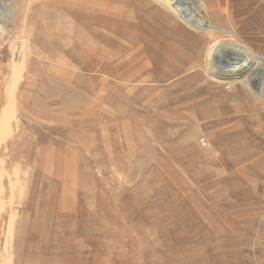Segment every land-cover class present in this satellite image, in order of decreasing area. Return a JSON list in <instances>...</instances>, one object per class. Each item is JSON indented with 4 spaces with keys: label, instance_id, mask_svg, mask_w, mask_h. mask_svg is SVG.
I'll return each instance as SVG.
<instances>
[{
    "label": "rangeland",
    "instance_id": "374dc122",
    "mask_svg": "<svg viewBox=\"0 0 264 264\" xmlns=\"http://www.w3.org/2000/svg\"><path fill=\"white\" fill-rule=\"evenodd\" d=\"M225 1L234 35L163 0H0V264H264V63L206 52L264 59V0Z\"/></svg>",
    "mask_w": 264,
    "mask_h": 264
},
{
    "label": "bare ground",
    "instance_id": "6f19581e",
    "mask_svg": "<svg viewBox=\"0 0 264 264\" xmlns=\"http://www.w3.org/2000/svg\"><path fill=\"white\" fill-rule=\"evenodd\" d=\"M199 1V3L197 2ZM172 10V14L176 15L183 23L184 25H187L190 29H193L198 34H208L210 36H214L215 34H231L234 35V32L229 31L226 29L227 21H231L230 24H233L234 29L238 27L234 22H236V14L233 12H229V9H231V6L233 5V2L231 1H225V0H163ZM197 2L196 6L195 3ZM259 4V3H258ZM257 6V5H256ZM258 7V6H257ZM261 8V7H260ZM198 9H200L204 16L208 18L209 22L213 23L214 25H208L207 22L205 23L198 14ZM233 9V8H232ZM248 9V8H247ZM257 9V8H256ZM259 9V8H258ZM253 12V11H252ZM171 14V15H172ZM241 18V17H240ZM164 19V18H163ZM256 19V18H255ZM169 20V19H168ZM235 20V21H234ZM170 21V20H169ZM207 21V20H206ZM234 21V22H233ZM258 21V20H257ZM173 26V25H172ZM180 27V26H178ZM182 29V26L180 27ZM247 29V28H246ZM172 30V29H171ZM187 30V29H186ZM165 31V30H164ZM178 31V30H177ZM183 31V30H182ZM180 31V32H182ZM238 31V28L237 30ZM174 32V31H173ZM179 34V32H178ZM182 34V33H181ZM236 34V33H235ZM184 35L185 31H184ZM165 36V35H164ZM180 36V35H179ZM178 36V37H179ZM167 37V36H166ZM196 37V35H195ZM204 37V36H202ZM173 38V37H172ZM189 38V37H188ZM235 38V37H234ZM165 39V38H164ZM197 39V38H196ZM200 39V38H198ZM170 40V39H169ZM180 40V39H179ZM184 41V39L182 38ZM210 40V38L208 39ZM224 40V39H223ZM199 41V40H198ZM238 41V40H237ZM162 42V41H161ZM186 42V41H185ZM201 42V41H200ZM224 42V41H223ZM227 42V41H225ZM219 43L218 41H214L212 44H209V48L207 52V56L211 58V60L217 64V63H225L226 66H231L230 69L224 71V76H220V79H229L230 77L236 76L237 71H233V69L242 68L244 66H247L248 68L252 66V64H263L264 59L261 57H258L254 55L250 50L245 48L243 44L241 45L238 42H229V43ZM163 43V42H162ZM190 43V41H189ZM188 43V44H189ZM161 44V43H160ZM164 44V43H163ZM185 44V43H184ZM192 45V44H191ZM205 45V44H204ZM184 46V45H182ZM190 46V45H189ZM194 46V45H193ZM188 47V45H187ZM170 48V47H169ZM192 47H189L188 49H191ZM163 50V49H162ZM200 51V50H199ZM174 52V50H173ZM167 53V52H166ZM199 53V52H198ZM197 53V55H198ZM177 54V52H176ZM165 57V56H164ZM134 61V60H133ZM186 61V60H185ZM238 61V62H237ZM130 62V61H129ZM235 65H232L234 64ZM162 64V63H161ZM167 64V63H166ZM169 64V63H168ZM251 64V65H250ZM185 65V64H184ZM210 65V64H209ZM256 65V66H257ZM165 66V65H164ZM256 66L254 68H256ZM224 67V66H221ZM220 67V68H221ZM211 69V67H210ZM215 70V69H214ZM261 70V69H260ZM256 71L253 73H249L246 77V81L251 84V82L256 81L258 78L262 77V70ZM239 71V70H238ZM179 72V71H178ZM218 73V72H217ZM178 74V73H177ZM220 74V73H218ZM175 75V74H174ZM217 75V74H216ZM227 77V78H226ZM188 80V79H187ZM228 81V80H227ZM238 81V77H236V80H230L227 84L235 85L234 82ZM254 84V83H253ZM261 85V84H260ZM258 86V85H257ZM255 87V89L257 88ZM259 88V86H258ZM261 88V87H260ZM260 92V89L258 91L256 90V93L258 94ZM263 95V89L261 90V96ZM185 96V95H184ZM264 98V96H262ZM135 102V101H134ZM173 103V101H171ZM196 106V105H195ZM135 119V118H134ZM136 121V120H135ZM135 123V122H134ZM142 126V125H141ZM146 128V127H145ZM140 129V128H139ZM152 129V128H151ZM143 131V130H141ZM153 133V132H152ZM149 141V140H148ZM147 142V141H146ZM141 143V142H140Z\"/></svg>",
    "mask_w": 264,
    "mask_h": 264
},
{
    "label": "built area",
    "instance_id": "2783aa9c",
    "mask_svg": "<svg viewBox=\"0 0 264 264\" xmlns=\"http://www.w3.org/2000/svg\"><path fill=\"white\" fill-rule=\"evenodd\" d=\"M262 85H263V95L262 96H264V77H263V80H262Z\"/></svg>",
    "mask_w": 264,
    "mask_h": 264
}]
</instances>
